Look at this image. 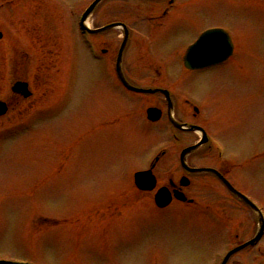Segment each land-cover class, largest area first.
Returning a JSON list of instances; mask_svg holds the SVG:
<instances>
[{
  "label": "rangeland",
  "instance_id": "374dc122",
  "mask_svg": "<svg viewBox=\"0 0 264 264\" xmlns=\"http://www.w3.org/2000/svg\"><path fill=\"white\" fill-rule=\"evenodd\" d=\"M92 1L23 0L0 11L6 36L0 42V100L12 98L20 76H30L36 94L21 111L0 118V261L220 264L230 245L250 240L258 225L255 214L211 176L187 190L197 203L192 211L173 205L160 213L149 200L109 202L124 198L120 194L129 190L133 174L162 150L167 123L151 126L145 114L133 112L148 99L124 92L119 84V93L108 91L117 84L107 72V59L94 56L80 40L76 23ZM144 1H115L113 13H95L89 27L106 20L127 21L136 29L125 57L130 79L139 86L170 87L197 106L203 115L199 123L219 148L209 144L212 151L205 148L198 162L220 167L264 213V0H162V7L151 11L161 4ZM20 6L42 9L34 24L21 25ZM165 8L171 10L163 15ZM211 27L229 34L235 57L187 73L182 61L187 48ZM114 35L101 43L113 60L121 46ZM18 49L30 55L23 74L15 62ZM156 71L164 78L155 77ZM116 108L119 117L136 115L78 141L84 127L113 120ZM157 171L161 181L168 180L162 163ZM235 232L242 238L236 243ZM260 247L237 254L230 264H264V238Z\"/></svg>",
  "mask_w": 264,
  "mask_h": 264
},
{
  "label": "flooded vegetation",
  "instance_id": "af4514ba",
  "mask_svg": "<svg viewBox=\"0 0 264 264\" xmlns=\"http://www.w3.org/2000/svg\"><path fill=\"white\" fill-rule=\"evenodd\" d=\"M25 1L32 2L33 0H25ZM115 1L118 2V0H115ZM115 1L113 2V0H103L98 5V7L96 9V13L102 14V13H106V12L110 11V13L112 14L113 13L112 9L114 10L112 5H113V3H116ZM121 1H125V0H121ZM22 2H23V0H8V1L5 0L2 4H0V11H4V10L8 9L9 5L22 3ZM144 2H146V4H152V5L161 4V5H159V7L158 6L157 7H150L148 9L150 11L153 8L157 9V8L162 7V0H154L153 2L148 0V1H144ZM109 8H111V9H109ZM19 10L20 11L17 14H18L19 20L21 22V25L27 26V25H31V24L35 23L34 21H36L37 17L39 16V10L41 11L42 9H39V7H31V8H23L22 7L21 8V6H20ZM46 12L49 14L50 19H53L54 13L51 11V9L50 10L48 9ZM150 17H148V19H150ZM124 22H118V21L108 22L105 20V24H103V25L101 24L100 27L93 28V30H100L104 27H108V26H111L114 24H122L124 26L122 28L114 27L108 31L101 32V33L97 34L98 37L96 35H94V36L97 38V40L100 43H104V41H102L103 40L102 38H105V36L114 35V34L116 35L115 40H117V38H118L117 36H119V39H120L119 41L121 42V44H123V41L127 39V47H126V50L124 52L125 57H126L127 52L129 51L131 44H132L133 40L135 39L136 32L134 30H136V29H134L130 25V23H128L127 21H124ZM76 23H77V27L79 30V34L81 36L80 40L83 42H86L88 36H87V32L84 31V29H83V25L81 23V17L78 18ZM43 24L44 25L47 24V19H43ZM213 28L214 27L204 29L198 35L197 39L200 37L201 34H203L204 32H206L210 29H213ZM44 29L48 30L47 28H44ZM118 33H120V35H118ZM112 39H114V38H112ZM5 40H6V36L1 31L0 32V42L2 43ZM196 40L194 42H196ZM101 52L107 58L106 66L108 67L109 65L110 66L113 65L114 60L112 58V52H111L110 48L104 49L103 45H102ZM18 53H17L18 55H16L17 61L15 60V62H16V65H18V67L20 68L19 74H21V73L23 74V71H22L23 68L22 67H23L24 61L26 59L30 58V55L28 53L24 54V52H22L20 50ZM235 53H236V47H235ZM118 55H119V51H118V54L116 56V59L118 58ZM234 56H235V54H234ZM116 59H115V61H117ZM18 67H16V68H18ZM186 72L187 73H198V72H191L188 70H186ZM109 73H111V75H112V81H114L117 85L114 86L113 88H111V90L108 89V91L109 92L111 91V93L112 92L118 93V83L120 81H119L117 72L115 70H112ZM124 74H125L126 81L128 82V84H130L134 88H141L144 90L155 91V93H151V94H137L135 92L134 93L131 92L132 94H136L138 97L148 99L147 102H143L146 104V105H144V109H145L144 114H146V111L149 108H155V109H158L160 111V117L156 121H150L147 117V114H146L145 119L148 121V123L151 124L152 126L162 125L163 122L167 123V125L165 126L166 130L164 129V139L163 140L165 143L162 145V151H161L162 155H161L158 163L155 166V169H156L158 167V164L162 163V169H165L164 172H167L165 175L168 177V180L166 179V181H162V187H164V186L171 187V191L179 189L180 191L184 192V194L187 195V197H188L189 195L187 193V190L188 191L191 190L192 187L195 185V180L197 179L196 178L197 176L210 175L211 180L220 182L216 178V176H214L213 174H196V175H193V174L187 173L182 167V156L181 155H182L183 151L187 148L198 145L201 142L202 137L198 132L184 131L183 129L176 128L172 122V118L181 126H189V127H193V128L199 127V128H203L206 131V129L203 127V125L199 123V121L201 120V118L203 116L201 113V110L198 109V107L195 106L189 99L178 98L173 93V91L170 87L163 86V85H162V87H157V86H153V85L151 87L144 86V85L139 86L138 83H136L135 81H132L130 79V77L128 76L126 71L124 72ZM156 75H155V77H157L159 79L164 78V77H162L161 73H158V71H156ZM30 80H31L30 76H28V77L20 76L19 80H17V82H27L29 84V90H31L32 93H34V96H36L34 89H33V86H32L33 83H30ZM121 86H122V84H121ZM122 88L125 89L124 86H122ZM166 93H168V94H166ZM23 99H24V97L22 95H16V96H13L12 98H9L8 100H5V102L8 103V105L11 107V105L14 103L15 100H16V103L18 105H20V103L23 101ZM143 103H139V104H143ZM117 121H118V113H116L113 120H108V121H106V123L107 122L114 123ZM166 132H168V134H166ZM208 136H209V134H208ZM166 145H169L170 147L166 148ZM205 148H208L206 151V152H208V154H209V152L212 151V148L209 146V142H207L206 144L201 145L196 151H194L193 153H191L187 156L186 163H187L188 167L192 168V169L193 168H212V169L217 170L224 177H226V174L224 172H222V169H220V167L218 168L215 165L206 166L203 163L198 162V160L200 159V158L198 159V157L201 155L202 151ZM202 154H204V152ZM208 154H206V155H208ZM201 158H204V156L202 155ZM154 172L157 175V172L156 171H154ZM184 176L187 177V179L190 181V182H188L187 187H181V185H180L181 180L183 179ZM156 177H158V176H156ZM202 178L203 177H200V178L198 177L199 180H204ZM159 183L160 182L158 181V184ZM174 203H176V201L172 202V204H174ZM238 237H239V239H238ZM235 239L238 241H240L242 239V238H240L239 233H238V235H236ZM259 246H260V244H258L256 247H253V249H257ZM259 255L260 256L257 257L256 259L261 257L260 252H259Z\"/></svg>",
  "mask_w": 264,
  "mask_h": 264
},
{
  "label": "water",
  "instance_id": "95a60500",
  "mask_svg": "<svg viewBox=\"0 0 264 264\" xmlns=\"http://www.w3.org/2000/svg\"><path fill=\"white\" fill-rule=\"evenodd\" d=\"M101 1L102 0H97L92 4V6L87 10V12L84 15V21L90 17V15L94 12L95 8L97 7V5ZM112 27H115V26L107 27L105 30L111 29ZM93 33H98V31L93 32ZM205 37H212L213 38L212 44L204 50V52L200 56V58L193 59L190 55L192 49L197 48L198 46H201L202 41L204 40ZM125 45H126V42H124V45H123L122 50H121L120 55H119L117 70L119 72L121 79L124 81V83L128 87H130L126 83V81L123 77L122 67H121L122 53H123V49H124ZM233 50H234V47H233L232 41L229 38V36L227 35V33H225L223 30H219V29L208 31L201 36V38L197 41L196 44H194L193 46H191L188 49V51L186 52V55L184 57V65L188 70H191V71L201 70V69H205L207 67L219 65V64L224 63L226 60H228L231 57V55L233 54ZM27 89H28L27 84L17 83L14 86L13 91L15 93L23 92L24 95L27 97V96L31 95ZM135 91L141 92V93H145V92L146 93H152L153 92L150 90H139V89H135ZM7 111H8V108H7L6 104L0 102V116H4L7 113ZM204 142H205V140H204ZM193 149H195V148L190 149V151ZM185 153H188V151H186ZM191 172H193V173H198V172L215 173L225 183V185L230 189V191L232 193H234L237 197H239L244 202H246L247 205H249L251 208L254 209V211L256 213L259 214V230H258L257 235L249 243L241 246L240 248L233 250L226 257V259L223 263V264H227L228 261L230 260V258L235 253L239 252L240 250H242L248 246L255 245L257 242L260 241V239L262 238V236L264 234V220H263L259 210L245 196H243L242 194H240L236 190H234L231 187V185L222 176H220L216 171H213V170H193ZM135 183H136V186L138 187V189H140L142 191H153L156 188V180H155V177L152 175L151 171L141 172V173L136 174ZM175 196L180 201L186 200L185 197L181 193H176ZM171 200H172V197H171V195L167 189H160L158 191V193L155 195L156 205L158 207H161V208L168 206L171 203ZM0 264H15V263L0 262Z\"/></svg>",
  "mask_w": 264,
  "mask_h": 264
},
{
  "label": "snow or ice",
  "instance_id": "6c2138e0",
  "mask_svg": "<svg viewBox=\"0 0 264 264\" xmlns=\"http://www.w3.org/2000/svg\"><path fill=\"white\" fill-rule=\"evenodd\" d=\"M213 38L212 37H205L202 41L201 46L192 49L190 55L193 59H198L203 54L204 50L208 48L212 44Z\"/></svg>",
  "mask_w": 264,
  "mask_h": 264
}]
</instances>
